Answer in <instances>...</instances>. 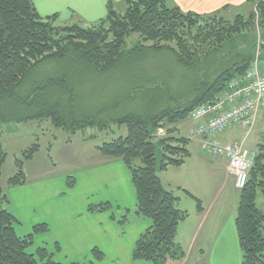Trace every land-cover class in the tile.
Instances as JSON below:
<instances>
[{"label": "trees", "instance_id": "trees-1", "mask_svg": "<svg viewBox=\"0 0 264 264\" xmlns=\"http://www.w3.org/2000/svg\"><path fill=\"white\" fill-rule=\"evenodd\" d=\"M125 1L124 13L116 11L113 0H108L107 13L97 22L60 26L55 24L57 13L43 17L33 0H0V124L49 118L55 126L73 131L125 124V135L96 148L103 156L124 163L136 193L135 212L150 220L135 242L132 258L168 264L186 255L177 234L180 223L189 216L178 206V195L166 188L159 176V171L180 166L190 156V138L174 135L171 126L187 120L196 106L213 102L256 60L264 70V49L260 50L264 43V0H249L250 13H238L233 19L221 12L183 10L171 0ZM134 35L135 44L126 49ZM162 52L173 55L182 75L193 77L188 96L173 95L167 87L163 90L160 82L154 83L153 92L151 84L140 79L145 73L126 78L129 76L124 72L135 73V67L131 71L127 64L137 65L151 53ZM49 61L53 68L57 65L56 73L48 70L23 94L27 77ZM74 70L82 75L74 76L70 73ZM103 76L109 79H101ZM89 86L90 92H82V87ZM99 92L101 100L96 101L93 97ZM91 99L97 110L91 108ZM160 127L167 129L162 137L156 136ZM39 148L35 143L16 158L18 170L8 179L9 187L26 182L24 163ZM6 157L0 143V177ZM69 182L73 186L74 180ZM182 190L197 199L187 189ZM261 193L264 142L258 144L248 181L239 194L235 223L242 264H264V209L258 204ZM8 204L9 196L0 185V264H103L104 252L97 246L90 261L83 263H64L48 248L34 247L35 234L48 231V224H36L32 232L20 235L16 229L20 221ZM88 211H111L117 218L114 205L108 201L90 204ZM128 219L129 210H125L118 221L126 223ZM56 249H60L58 243Z\"/></svg>", "mask_w": 264, "mask_h": 264}, {"label": "crops", "instance_id": "crops-1", "mask_svg": "<svg viewBox=\"0 0 264 264\" xmlns=\"http://www.w3.org/2000/svg\"><path fill=\"white\" fill-rule=\"evenodd\" d=\"M33 1L36 8L39 1H56L57 7L62 5L61 8L70 9L68 17L76 13L80 19L89 23H95L106 15L108 2ZM123 2L125 0H113L114 5ZM171 2L183 10L205 14L221 12L224 16L235 9L251 7L249 0ZM263 119L264 115L259 122L262 123ZM261 123L254 130V136L248 139L250 149H257L262 142ZM171 128L179 133L184 131L183 136L186 137L193 129L185 128L181 123ZM237 128L224 130L220 137L223 141L242 138L245 132H239ZM191 143H194L193 151L189 147ZM53 146L49 144L48 151ZM188 147L190 156L182 165L170 166L159 173L163 185L178 195V206L189 212V216L180 223L177 234V242L186 255L183 260H170L168 264H242L235 223L240 190L236 187L235 175L228 171L227 158L211 156L201 150L200 137L190 139ZM40 151L41 147L36 153ZM25 173L27 179L24 184L7 188L8 207L22 221L16 224V229L24 226V230L30 232L36 224H48L49 229L44 232L46 235L35 234L34 245L48 248L56 260L64 263L86 259L97 246L104 253L111 252V262L114 264H153L132 258L135 242L150 226V220L135 212L136 193L129 171L121 160L103 157L95 166L83 169L78 174L81 181L76 178L73 186L67 184L66 177L56 178L48 174L30 177L27 168ZM182 189H187L199 199L201 210L198 209L197 199ZM93 193L99 195V201H108L114 205L117 218L112 217L111 211H88L89 205L94 203L90 200ZM125 210H129V219L126 223H120L118 218ZM56 243L60 249H56Z\"/></svg>", "mask_w": 264, "mask_h": 264}, {"label": "rangeland", "instance_id": "rangeland-1", "mask_svg": "<svg viewBox=\"0 0 264 264\" xmlns=\"http://www.w3.org/2000/svg\"><path fill=\"white\" fill-rule=\"evenodd\" d=\"M56 6V1L50 2H42L39 1V5L37 7L40 15L43 17L52 15L54 13L58 14V18L55 20L56 25L64 26L73 23L80 24L82 26H87L93 23H89L84 19H80L79 15L76 13H71V16L68 17L70 9H64ZM127 8L126 1L123 3L115 4V10L124 13ZM251 9V7H250ZM249 7H242L231 11L228 15V19H233L236 14L242 13L244 15H248L250 13ZM56 11V12H55ZM135 38L137 35H134L132 39L128 40L125 48L129 49L135 44ZM261 62H264V58H261ZM56 64V62H55ZM264 65V64H263ZM57 66V65H56ZM56 66L53 68L52 62H46L41 67L33 71L26 79L25 87L23 89V94H27V91H31V88L35 85L34 82L38 80L41 76H44L51 70L56 73ZM127 66L135 67L131 72H124L129 76L126 78H130L133 75L145 73L144 76H136L137 78L144 80L145 82L151 84L153 88V92L155 91V82H160L159 86L163 88L167 87L168 91L177 96L187 94L189 95V91L194 86V79L191 75L185 74L182 75L179 68L175 64L174 57L169 52L162 53H151L145 59H142L137 65L134 66L127 64ZM75 69H80L76 68ZM132 71V70H131ZM35 73V74H34ZM49 73V72H48ZM74 76L82 75L78 71L70 72ZM123 73V72H121ZM79 78H85L84 76H78ZM92 78H100V77H92ZM108 80L109 78L106 76L101 77ZM149 79V80H148ZM107 83V82H103ZM121 83L117 82L116 85ZM147 84V83H146ZM95 85V84H94ZM146 87H149L148 85ZM145 87V88H146ZM84 88L82 92L88 93L90 92L89 87ZM144 88V90H145ZM143 90V91H144ZM163 91H161V95L163 96ZM102 92L97 93L93 97L94 100L100 101V95ZM144 94V92L142 93ZM153 95V94H152ZM151 95V99H155ZM187 95V96H188ZM86 98V97H84ZM82 106L84 104H81ZM91 108H94L93 111L98 109V106L91 99ZM86 111H89L86 110ZM261 122H257L255 126L251 129L247 136V140L245 145L248 147V139L252 135L254 136V130L258 128ZM185 128H193L195 126V121L191 119H187L181 122ZM178 125V124H176ZM239 132L244 133L246 129L238 126ZM127 133V127L125 124H117L112 123L108 128H103L98 130L97 127L87 126L85 128L77 129L73 131L72 129H62L53 124L51 119L49 118H41L35 119L28 122H1L0 124V143L3 145L5 152L7 153L6 161L2 167V174L0 177V185L7 192L8 179L17 173L18 167L16 165V158H21L24 150L31 147L33 144H38L41 147L40 153H36L33 161L26 160L24 163V170L27 168L28 174L30 177L33 176H42L43 174H48L50 177L56 178H65L67 184L70 183L69 180L79 179L80 172L84 169L91 168L95 166L100 160L103 159V156L99 150H96L95 146L102 144L103 142H108L117 138L118 136L125 135ZM164 133V132H163ZM176 136H183L184 131L176 132L173 130L172 132ZM261 140H263L261 138ZM49 144H53L54 146L48 151ZM194 143L190 144V150L193 151ZM253 150V149H252ZM256 151V149L254 150ZM254 164V163H253ZM174 169V168H171ZM161 173V171H159ZM112 175V174H111ZM102 177L105 178V175ZM165 180V176H163ZM81 181V180H80ZM69 185V184H68ZM90 200L94 202V205L101 203L99 201V195L93 193L90 196ZM105 202V201H104ZM259 205L263 206L264 209V194H260L259 196ZM19 219V218H18ZM20 221V220H19ZM22 222V221H20ZM18 224V223H17ZM24 224V223H23ZM47 224V223H46ZM33 228V227H32ZM17 232L20 235H26L29 231L24 230L23 227H17ZM32 232V229L31 231ZM29 232V233H30ZM46 233V232H45ZM40 235H46L42 232ZM45 237V236H43ZM36 245H34L35 247ZM182 247V246H181ZM183 248V247H182ZM32 250V249H31ZM102 250V249H101ZM103 251V250H102ZM104 252V251H103ZM92 254L83 260H79V263H83L86 261H90ZM111 252L104 253L103 264H114L111 262Z\"/></svg>", "mask_w": 264, "mask_h": 264}, {"label": "built area", "instance_id": "built-area-1", "mask_svg": "<svg viewBox=\"0 0 264 264\" xmlns=\"http://www.w3.org/2000/svg\"><path fill=\"white\" fill-rule=\"evenodd\" d=\"M262 114L264 70L257 60L242 76L233 78L213 102L200 104L190 112V117L196 122L190 136H201L203 152L228 159V171L235 175L236 186L240 189L248 181L256 156V152L247 148L245 142ZM236 126L246 129L244 136L224 142L220 134ZM163 132V129H159L157 135ZM261 136L264 138V120Z\"/></svg>", "mask_w": 264, "mask_h": 264}, {"label": "water", "instance_id": "water-1", "mask_svg": "<svg viewBox=\"0 0 264 264\" xmlns=\"http://www.w3.org/2000/svg\"><path fill=\"white\" fill-rule=\"evenodd\" d=\"M264 49V43L262 42L261 44H260V50H263Z\"/></svg>", "mask_w": 264, "mask_h": 264}]
</instances>
